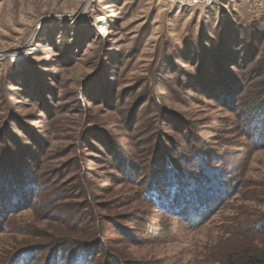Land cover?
Returning a JSON list of instances; mask_svg holds the SVG:
<instances>
[{"label": "rangeland", "instance_id": "rangeland-1", "mask_svg": "<svg viewBox=\"0 0 264 264\" xmlns=\"http://www.w3.org/2000/svg\"><path fill=\"white\" fill-rule=\"evenodd\" d=\"M263 225L264 0H0V264L264 261Z\"/></svg>", "mask_w": 264, "mask_h": 264}, {"label": "trees", "instance_id": "trees-1", "mask_svg": "<svg viewBox=\"0 0 264 264\" xmlns=\"http://www.w3.org/2000/svg\"><path fill=\"white\" fill-rule=\"evenodd\" d=\"M242 89H243L242 87H237V85L235 84V87L233 86L232 89L227 88L223 92L221 90H218V98H220V100H222L224 104L225 103L226 104H229V103L232 104L234 102L235 97L242 91ZM114 164L117 168H120L121 170H127V169H130L131 167L134 166V164L131 160H129L127 157H124L122 155H116ZM201 179L202 178H200V177H195L194 181H195V183L197 182V183L201 184L202 183ZM164 181L165 180L164 179L162 180V178H161V176H159V174H156L155 176L152 177L150 183L148 184V188L145 192L149 193V195H151V197H153V195L158 192V189L163 186ZM184 188H185V185H182L180 187L179 186L176 187L177 190H174L172 192V198L170 199L171 204H173V203H175V204L180 203V205L184 204V201H183L184 196H185L184 191H183ZM174 189H175V187H174ZM195 190L198 191L199 189L196 187ZM197 197H200V196H197ZM197 200L201 204L198 206H202L203 208H206V204L204 203V201L202 199L197 198ZM198 219L202 220L203 217L202 218L198 217ZM263 227H264V225H263ZM82 251H83V253L87 254L86 248H83ZM76 258L78 259V256ZM77 262H78V260H75L71 264H80ZM118 262H119L118 260H113L111 262V264H119ZM16 263L20 264L18 262H16ZM23 264H24V262H23ZM81 264H87V263L83 262ZM223 264H264V261L257 255H248L246 253L229 254V255H227Z\"/></svg>", "mask_w": 264, "mask_h": 264}, {"label": "built area", "instance_id": "built-area-1", "mask_svg": "<svg viewBox=\"0 0 264 264\" xmlns=\"http://www.w3.org/2000/svg\"><path fill=\"white\" fill-rule=\"evenodd\" d=\"M163 4V8L167 9L170 5H179L184 7H197L210 4L213 0H160Z\"/></svg>", "mask_w": 264, "mask_h": 264}, {"label": "bare ground", "instance_id": "bare-ground-1", "mask_svg": "<svg viewBox=\"0 0 264 264\" xmlns=\"http://www.w3.org/2000/svg\"><path fill=\"white\" fill-rule=\"evenodd\" d=\"M98 20H99V21H98V23H99V22H101V23H102V22H104L105 18H104V17H102V16H99V19H98Z\"/></svg>", "mask_w": 264, "mask_h": 264}]
</instances>
